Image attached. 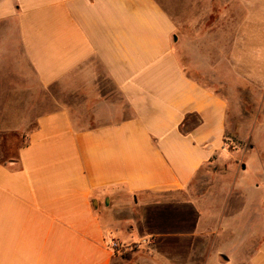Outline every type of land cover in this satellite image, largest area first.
<instances>
[{"label": "crops", "instance_id": "obj_1", "mask_svg": "<svg viewBox=\"0 0 264 264\" xmlns=\"http://www.w3.org/2000/svg\"><path fill=\"white\" fill-rule=\"evenodd\" d=\"M237 2L227 40L207 35L230 60L237 28L238 75L263 84L264 22L249 30L264 0ZM168 3L0 0V138L24 140L0 152V264H120L114 243L133 264H264V148L194 192L238 151L228 98L190 73L187 13Z\"/></svg>", "mask_w": 264, "mask_h": 264}, {"label": "rangeland", "instance_id": "obj_2", "mask_svg": "<svg viewBox=\"0 0 264 264\" xmlns=\"http://www.w3.org/2000/svg\"><path fill=\"white\" fill-rule=\"evenodd\" d=\"M170 3L171 5L180 3L182 5L181 8L187 13L181 14L179 19L182 22L180 25H183L180 27L181 37L184 43H187L185 46L187 53H184L187 58L184 60L185 65L192 75L213 86L228 98L230 120L227 143L231 150L238 151L236 157L228 158L229 160L224 164L206 166L198 173L192 186L194 192L201 193L207 191L209 187L215 184H231L236 169L238 167L241 168L243 163L251 159L244 156L245 152L256 147L264 148V140L260 137L264 133V82L260 84L258 82L260 78L250 76L251 71L248 74L246 70V72L243 71V76L238 75V73L241 74L239 70L240 62L233 58L234 51L236 54L239 53V47L235 44V41L239 38V30L237 28L225 30V32L229 31L231 35L230 48L232 57L230 60L218 53L219 46L217 44L216 46L212 45L211 38H208L207 35L208 31L212 32L215 43L227 40V38H224L226 35L223 34V37L222 33L217 34L218 31H222L218 28L221 24L219 22L222 20H239L238 10L240 7L237 0H199L197 3L198 10L193 13L189 12L187 0H169L168 4ZM262 8H264L263 5ZM172 13L175 16V12ZM261 21L264 22V13L260 15L258 8V19L256 20V16L254 17V21H252L254 27L249 30L250 34L256 33L257 30L259 31L262 27ZM258 22L260 27L256 29L257 25L255 26V24ZM213 26H215L214 29L209 30ZM254 38L258 39L255 36ZM246 44L242 45L244 48L243 55L246 54V47H248L247 55L249 51L256 53L257 44ZM254 53L251 55H254ZM260 53L261 59L257 60V62H260L258 70L260 73H264V52ZM256 55L258 57V54ZM249 63L255 65L256 61H249ZM262 79L264 80V78ZM23 142V139H14L9 135L5 136V139L0 138V152L6 157H11L16 154L17 147ZM3 155H0L1 159ZM228 165H233L232 170L228 171L227 169L226 171L225 167L227 168ZM117 248L122 257L120 264H133L128 262L131 250L121 245H118Z\"/></svg>", "mask_w": 264, "mask_h": 264}, {"label": "built area", "instance_id": "obj_3", "mask_svg": "<svg viewBox=\"0 0 264 264\" xmlns=\"http://www.w3.org/2000/svg\"><path fill=\"white\" fill-rule=\"evenodd\" d=\"M114 246H115V248H117L118 247V244L117 243H114Z\"/></svg>", "mask_w": 264, "mask_h": 264}]
</instances>
